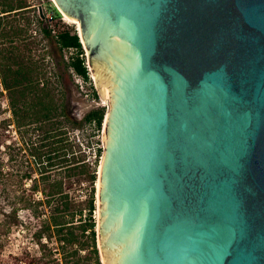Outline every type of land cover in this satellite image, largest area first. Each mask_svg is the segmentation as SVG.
Listing matches in <instances>:
<instances>
[{"label":"water","instance_id":"95a60500","mask_svg":"<svg viewBox=\"0 0 264 264\" xmlns=\"http://www.w3.org/2000/svg\"><path fill=\"white\" fill-rule=\"evenodd\" d=\"M55 1L109 99L104 263L264 264V0Z\"/></svg>","mask_w":264,"mask_h":264},{"label":"trees","instance_id":"16d2710c","mask_svg":"<svg viewBox=\"0 0 264 264\" xmlns=\"http://www.w3.org/2000/svg\"><path fill=\"white\" fill-rule=\"evenodd\" d=\"M32 5L31 0H0V188L6 194L3 216L10 219L3 225L4 237L23 231L38 250L24 246L4 257L0 239V264H102L95 218L102 148L96 147L90 159L89 141L84 145L71 134L83 124L98 133L106 106L94 105L81 119L73 117L59 74L47 54L34 51L48 39L63 70L89 82L99 100L78 31L65 26L53 34L41 27L38 38ZM50 9L59 15L54 6ZM69 48L74 52L66 60L63 51Z\"/></svg>","mask_w":264,"mask_h":264},{"label":"rangeland","instance_id":"374dc122","mask_svg":"<svg viewBox=\"0 0 264 264\" xmlns=\"http://www.w3.org/2000/svg\"><path fill=\"white\" fill-rule=\"evenodd\" d=\"M47 1L48 3H51L52 6L55 5L53 4L54 2L52 0H47ZM54 7L57 9L56 6ZM37 10H38L37 7H35L31 13H34L36 15ZM58 12H59V15L56 16L50 22L51 28L58 31L60 29H63L65 26H69V27H73L77 31L76 25L74 23L68 22L64 18V16L61 14L60 10H58ZM36 24L37 25H33V29L37 31L36 35H38L39 28L41 25H39L37 22ZM37 37L40 38L41 36L38 35ZM36 46L37 47L34 53H36L37 55L42 54V53L47 54L46 61L49 63V66L53 68V72H57L59 74L60 81H61L59 87L65 93V99L68 102V107L71 110V114L73 115V117H75L76 119H81L83 115L89 110V108L93 107L94 105H105L106 111H107L108 105L102 104L103 101L99 93H98L99 100H96L92 97L89 82L84 83L81 86L80 82L76 81L75 76L73 75L70 76L67 72L63 70L62 66H60L61 57L59 53L52 48V44L50 43L48 39L43 40L41 44H38ZM83 48H84V54L86 56L87 49L84 46ZM73 52L74 51H72V54ZM64 53L65 52L63 51V55ZM66 54L71 55L69 52ZM86 62H87V56H86ZM90 75H91L92 82L94 83L96 87L95 80L92 76L91 71H90ZM3 105L4 107H6L4 102H3ZM5 116L8 117L7 111L5 112ZM102 126H101L100 131L94 135H93L92 126H89L87 124H83V127L80 128V130H77L74 128L75 130L71 134L72 136H74L76 140L82 141L84 145H87L88 144L87 141H89L90 147L87 148V152L89 154L90 159L94 158L93 156L94 149L96 147L102 146V155L99 159V163L101 161L102 156L104 155V147H105L104 145L105 142L103 140ZM69 128L71 129V127ZM99 163H98V166H99ZM97 173H98V167H97ZM95 188H96V182H95ZM5 197H6L5 192L3 191V189L0 188V239H4V243H5V248L3 251L4 257H6L8 253L10 252H13V253L19 252L20 249L24 246H26L29 250L35 253L38 250L37 245L35 244L33 240L27 237V235H25L23 231L17 230L16 232L10 233L9 236L7 235L8 237L7 236L4 237L5 236L4 226L5 225L8 226L9 220H10V219H4L5 217L3 216L5 209H7ZM95 199H96V193H95ZM96 224H97V220H96ZM100 259H101V256H100Z\"/></svg>","mask_w":264,"mask_h":264},{"label":"built area","instance_id":"2783aa9c","mask_svg":"<svg viewBox=\"0 0 264 264\" xmlns=\"http://www.w3.org/2000/svg\"><path fill=\"white\" fill-rule=\"evenodd\" d=\"M31 1L33 3L32 7H34V8L37 7V9H38L36 14H37V18H38L37 23L39 25H41L39 30H41V27H46V28H49L53 34L56 33V30L51 28V24H50V22L56 17L54 15V12L50 9L51 3H48L47 0H31ZM72 51H73V48H69L67 50H64V52H65L64 58L66 60H68V57L70 56V55H67L66 53L69 52L70 54H72ZM87 66H88V63H87ZM88 68H90V67L88 66ZM72 73H73V76L76 77V81L80 82L81 86H82V84L87 83V82H84L82 80V78L80 76H78L77 74H75L73 71H72ZM90 77H91V75H90ZM99 147L102 148V146H99ZM95 149H94V153H95ZM94 153H93V156L95 157L96 155Z\"/></svg>","mask_w":264,"mask_h":264},{"label":"bare ground","instance_id":"6f19581e","mask_svg":"<svg viewBox=\"0 0 264 264\" xmlns=\"http://www.w3.org/2000/svg\"><path fill=\"white\" fill-rule=\"evenodd\" d=\"M52 1L54 2L53 4H55L54 6H56L57 9L61 11V14L64 16V18H65L68 22H70V23H74V24L77 26V31H78V33L81 35V27H80V21H79V19H75V18H70V17H68V16H67V15H66V14L60 9V7L57 5L56 1H55V0H52ZM81 38H82V37H81ZM82 40H83V39H82ZM85 48H86V47H85ZM87 54H88V52H87ZM89 67H90V65H89ZM89 69H90V71H91V68H89ZM91 73H92V71H91ZM92 76H93V75H92ZM102 101H103L102 104H107V105H108V109H107V111H106V114H105V117H104V120H103V126H102V128H103V140H104V142H105V124H106V121H107V117H108V115H109V99H108V98H105V100L102 99ZM104 145H105V143H104ZM103 158H104V155L102 156L101 161H100L99 166H98V173H97V180H96V210H95V216H96V220H97V225H96L97 229H98V218H99V186H100V174H101V168H102ZM101 260H102L103 263H104V260H103L102 254H101ZM104 264H105V263H104Z\"/></svg>","mask_w":264,"mask_h":264}]
</instances>
